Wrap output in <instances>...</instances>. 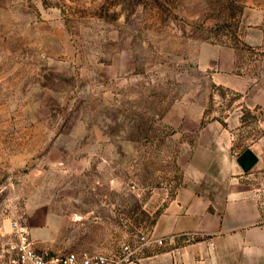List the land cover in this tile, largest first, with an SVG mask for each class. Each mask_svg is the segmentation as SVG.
<instances>
[{
    "label": "rangeland",
    "instance_id": "374dc122",
    "mask_svg": "<svg viewBox=\"0 0 264 264\" xmlns=\"http://www.w3.org/2000/svg\"><path fill=\"white\" fill-rule=\"evenodd\" d=\"M261 17L264 0H0V245L19 222L51 254L124 255L185 181L181 116L240 98L213 82L226 50L264 69L244 40Z\"/></svg>",
    "mask_w": 264,
    "mask_h": 264
},
{
    "label": "crops",
    "instance_id": "0c3cea01",
    "mask_svg": "<svg viewBox=\"0 0 264 264\" xmlns=\"http://www.w3.org/2000/svg\"><path fill=\"white\" fill-rule=\"evenodd\" d=\"M259 20L246 29L248 44L264 43V17ZM223 58L213 82L240 98L227 115L205 122L203 110L181 116L182 129L194 133L185 181L148 228L164 242L123 264H264V69L235 72L234 49ZM245 106L258 114L252 122L243 119ZM49 217L56 230L57 216Z\"/></svg>",
    "mask_w": 264,
    "mask_h": 264
},
{
    "label": "built area",
    "instance_id": "2783aa9c",
    "mask_svg": "<svg viewBox=\"0 0 264 264\" xmlns=\"http://www.w3.org/2000/svg\"><path fill=\"white\" fill-rule=\"evenodd\" d=\"M13 226L14 240L0 245V264H123L136 260L153 242H164L163 238L152 239L147 229L133 243L126 244L125 254L117 258L108 252L88 250L51 254L46 249L35 247L28 231L19 222H14Z\"/></svg>",
    "mask_w": 264,
    "mask_h": 264
},
{
    "label": "trees",
    "instance_id": "16d2710c",
    "mask_svg": "<svg viewBox=\"0 0 264 264\" xmlns=\"http://www.w3.org/2000/svg\"><path fill=\"white\" fill-rule=\"evenodd\" d=\"M247 110H249V108H247ZM250 111V110H249ZM255 116V118H257V115H254Z\"/></svg>",
    "mask_w": 264,
    "mask_h": 264
}]
</instances>
